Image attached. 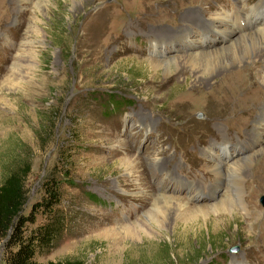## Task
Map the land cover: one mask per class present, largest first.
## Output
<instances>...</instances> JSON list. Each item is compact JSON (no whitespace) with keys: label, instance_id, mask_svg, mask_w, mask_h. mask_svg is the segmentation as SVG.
Returning a JSON list of instances; mask_svg holds the SVG:
<instances>
[{"label":"rangeland","instance_id":"rangeland-1","mask_svg":"<svg viewBox=\"0 0 264 264\" xmlns=\"http://www.w3.org/2000/svg\"><path fill=\"white\" fill-rule=\"evenodd\" d=\"M260 2L0 0V178L29 167L25 213L45 180L63 179L70 216L38 262L264 264V75L230 65L208 82L169 65L194 51L232 55L228 26L206 25L215 13L257 10L249 30L264 37ZM191 11L201 18L188 23ZM238 70L240 83L226 79ZM246 156L244 212L231 177L219 186L211 169ZM162 197L182 205L166 223Z\"/></svg>","mask_w":264,"mask_h":264},{"label":"trees","instance_id":"trees-1","mask_svg":"<svg viewBox=\"0 0 264 264\" xmlns=\"http://www.w3.org/2000/svg\"><path fill=\"white\" fill-rule=\"evenodd\" d=\"M29 172V167L23 166L0 178L3 264H81L77 260L37 261V257L48 254L62 239L70 216L63 205V179L57 177L45 180L43 194L25 213V179ZM67 176L65 173L64 177Z\"/></svg>","mask_w":264,"mask_h":264},{"label":"bare ground","instance_id":"bare-ground-1","mask_svg":"<svg viewBox=\"0 0 264 264\" xmlns=\"http://www.w3.org/2000/svg\"><path fill=\"white\" fill-rule=\"evenodd\" d=\"M21 1L22 2H29V0H21ZM263 3L264 2H260L261 5ZM260 4H258V5H260ZM236 11L237 12L232 11L230 13H227L229 17L225 16V14H223L222 12L215 13L214 16H212L211 21H209V24H206V25H210L213 23V26H216L214 24L219 22V23H224L225 26H228L227 27V35L225 37L228 38V40H229L228 43L232 47V52H231L232 55L224 57L219 53L220 49L217 51L211 50L207 53L194 51V52H189L188 54H186L185 57H187V58L185 60H183V62L180 61L181 62L180 63V62H177L176 60H172V61H169L171 63V64L169 63V65H173L174 67L179 68V69L182 68V66H187L186 68H189L192 71L193 70L197 71L201 75V77L204 78V80H206L208 82L214 80L218 75H221L220 72H222V70L224 68L226 69V67H229L230 65H238V67L241 68V72H243L245 74L250 75L252 72H255V73L261 72L264 75V68H263L264 67V37L263 36L260 37L257 35L258 33L256 34L253 31L249 30V28L252 26L251 24H253V22L257 19V16L258 15L261 16V15L259 14V12L257 10H253L252 11V17H250L248 15L247 20H244L242 17V13H244V16H247L249 11H247L243 6H241L240 9L237 8ZM196 18L200 19L201 17L195 11L187 12L183 16V20H185L188 23L195 21ZM228 18H231V19L229 20ZM245 21H247V23H245ZM242 23H244V24H242ZM203 25L204 24H202V27H203ZM235 32H240V35H241L240 42L241 43H239V44L235 40L236 37L234 38V36H233L235 34ZM263 32H264V29H263ZM189 38L186 36L182 37V39H184V41L189 40V44L191 43L189 45L190 47H194L196 45L198 46V44L192 45L193 43L191 42V40ZM162 45L168 46L169 43L161 40V42H153V44H151V47L153 49H155L157 51V53L159 54L157 47H161ZM225 55H227V54H225ZM228 55H229V53H228ZM245 58L249 59L250 62L244 64L243 61L246 60ZM239 72H240L239 70L237 72H234V73H231L229 71L230 74L226 77V79L229 77L228 80H230L231 77L234 76L232 78L234 79L235 83H240V80L238 78H236V76H237L236 73H239ZM261 77L264 80V76H261ZM259 123H260V121L257 122V125L254 129L258 128L257 126L259 125ZM249 161H251V157L246 156L245 158H243L241 160H238L236 162H232L230 164V166H228L227 170H225V171H222V169H223L222 163L221 164L215 163L211 169V173H213V175L215 174L216 182L218 183L219 186H220V184L222 185V182H223L225 175L231 177V183L236 188L234 190L235 192L233 191V194L237 198V200H239V202L238 201L237 202L239 203L240 207L244 210V212H247V209H244V208H246V206L244 205V203H242V200L240 199L243 195V190H242L241 186H242V175L244 173L242 171V169H243L242 167L244 165L248 164ZM128 162L131 164V160H128ZM134 162H135V160H134ZM152 163H153V161H152ZM135 164H138V163L135 162ZM135 168H137V165L135 166ZM221 171H222V173H220ZM226 199H227V202L222 201L224 206L231 204V199L230 198H226ZM168 200L169 199L166 197H162V198L156 200L155 211L157 213V218H159L160 221H162L163 223L168 222V216H167L168 214L167 213L169 212L170 209L173 210V207H174V210L176 208V209H178L177 211H179V212H181V210H182V209H180L182 205L179 206L178 203L174 204L173 207H171L169 205L171 207V208H169V206H168L169 203H167ZM166 209L167 210L169 209V210L167 211ZM185 210H186V213H188V214H189V212L193 213L192 208L185 209ZM250 215H251L250 218L253 219V217H255L254 215H256V213H251Z\"/></svg>","mask_w":264,"mask_h":264},{"label":"water","instance_id":"water-1","mask_svg":"<svg viewBox=\"0 0 264 264\" xmlns=\"http://www.w3.org/2000/svg\"><path fill=\"white\" fill-rule=\"evenodd\" d=\"M260 202H261V204L263 205V207H264V196H261L260 197ZM233 249V248H232Z\"/></svg>","mask_w":264,"mask_h":264}]
</instances>
